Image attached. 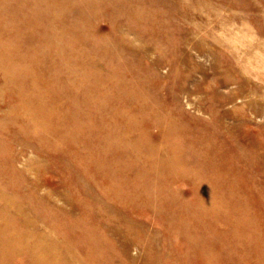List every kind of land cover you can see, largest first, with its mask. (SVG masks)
Returning a JSON list of instances; mask_svg holds the SVG:
<instances>
[{"label":"rangeland","instance_id":"1","mask_svg":"<svg viewBox=\"0 0 264 264\" xmlns=\"http://www.w3.org/2000/svg\"><path fill=\"white\" fill-rule=\"evenodd\" d=\"M80 1L81 0H51V1L50 0H0V57H2L0 59L3 60V62L1 60L0 63L1 64L0 74L3 75V77L0 75V120L3 123L2 125L0 121L1 124L0 164L2 166V167L0 166V176H1L0 189H2V191H4L5 193L14 194L16 198H20V197L22 198L26 192H27L26 193V198H27L28 197L27 194H30V192H32L33 187L36 183L40 184L41 188H39L38 191L40 195L44 196L46 192H50V193L53 192L51 197L53 201L55 202L56 200V203L58 204L56 205V209L52 208L54 209V211L51 209L48 210V213L53 214L56 212V215L54 214L55 216H58L60 214H61L60 216H62V214L63 216L64 214L65 216H67L61 218L60 216H58L55 217V219L56 222H58V224L57 223L56 224L59 225L61 228L68 227V225L69 227L72 226V231H71L72 238L70 240L72 243H75L76 241L78 242L79 239L82 242V240L86 237H88L87 239L92 240V238H94L92 229L94 230V228H97V230L99 232H102V234L107 235V237L103 238L105 242L106 240H111L112 238L111 236L113 235L115 236V233L109 234L110 235L109 236L107 234V228H106L108 223H110L109 219L111 218V215L114 219L118 218L119 219V220L117 219L118 222L120 221L122 223H125V220H128L126 226L130 228L129 230H131L128 231V235L129 234L130 235L125 239H123L124 241L120 240L119 243L117 242L118 245L116 244L115 238H113L114 243L113 246L111 247V248L114 247L113 251H111V248L105 249L103 245L102 247L101 246L97 247L99 248V250L101 249L100 252L96 248V258H98L97 259L98 264H110V262L111 264L113 263L117 264L116 262H118L119 260L121 264L122 263L123 264L124 263L125 264H138V263L139 264H150V263L178 264L179 262H180L179 264H220V263L228 264V262L229 264H264V206H263L264 198L261 199L262 197H264V193H263L264 192V0H138V1L125 0V3L124 0H82L83 2ZM89 1L95 4V6L92 5L91 2ZM113 3L114 6L112 5ZM120 3L127 4L124 5L127 7V10L125 11L126 14H123L126 8L122 6V4L120 5ZM85 4H87L88 6ZM59 7L61 8V10L58 9ZM92 7H94V9H92ZM123 7L125 9H123ZM149 9L152 11V13L149 11ZM114 10L115 11L117 10L119 13H115ZM145 10L147 12L149 11L151 14L149 12L147 14ZM26 12L29 13L26 14ZM154 13H157V15L156 14L154 15ZM152 14L156 17H154ZM127 15H129L130 17L129 16L127 17ZM139 16L141 17L138 18ZM132 18L134 20H132ZM51 20L53 21L51 22ZM74 25H77L79 27L77 26L75 27ZM45 27L46 29H49L53 33H50L49 30L47 31L46 29H44ZM56 28L59 34L57 33ZM77 28L79 30H77ZM38 29H40V32ZM70 30L71 32H69ZM17 31H19V33ZM76 31L79 34L77 33L76 35ZM82 31L83 33H81ZM91 31L94 35H92ZM161 31L162 34H159L161 33ZM43 32L46 34L43 35ZM69 33L72 34L70 35ZM149 33L151 34L149 35ZM164 33H166L167 35ZM55 34L57 36H54ZM61 34L62 36H60ZM39 36L42 40L39 38ZM47 36L49 37L47 38ZM63 36L66 37L64 38ZM116 36H118L117 39ZM52 38L55 39L54 40L55 42L58 41V38L60 42H62L61 40H63V45L60 42H56L57 44H55ZM10 39L12 40L14 39V40L10 41ZM27 41L29 43H27ZM64 41L68 45L66 43L64 44ZM169 41L171 42L169 43ZM73 42L76 43L73 44ZM164 42L166 46L163 44ZM131 43L133 46L131 45ZM27 44L28 46H26V51H25V48L23 46ZM59 45L60 46L62 45V47H60ZM78 45H80L81 47ZM36 46H38L39 48L37 49ZM122 46L125 48H123ZM160 46L161 48H159ZM19 47L22 48L20 49ZM126 47L127 48L129 47L128 50L132 48L133 51L131 50L128 51ZM16 48H18L19 51ZM7 49L8 50L10 49L9 53ZM60 50L61 52H59ZM76 50L79 52H77ZM14 52L17 53V55ZM41 52L43 53L41 54ZM84 52L87 54L89 52L90 54L85 55ZM135 52L137 53L136 54L137 56L135 55ZM9 56L10 57L14 56L12 58L14 60L12 61V59H10ZM43 56H45L46 60L44 59ZM80 56H82V60H80L81 59ZM129 56L131 57L129 58ZM132 57L133 59H131ZM29 59L31 61H29ZM6 60L9 61L8 63L10 65L7 63ZM148 61H150L151 63ZM20 62L21 64L15 66ZM30 62L32 64H30V66L27 67L26 63H28L29 65ZM130 62L131 64H129ZM69 63L71 65H69ZM77 63L80 67L78 65L76 66ZM93 63L96 66H94ZM109 64L111 66H109ZM5 66H7V68H5ZM101 66L103 67V69L101 68ZM55 67L59 68V70L56 69ZM88 67L93 71L92 70L89 71ZM94 67L96 68V70ZM125 67H127V69ZM156 67L159 69V71L158 69H156ZM11 68L13 71L11 70ZM16 69L17 71H15ZM22 69L24 70V72ZM30 69L31 71L34 70V72H31ZM117 69L119 75L116 74ZM218 70L219 71L229 70L231 73L236 75L237 81L231 82L227 86L219 87L218 81L216 80V76H214ZM45 72L47 75L43 74ZM105 72L108 74H106ZM18 73L19 75L21 74L19 76V80L21 81L17 80ZM28 73H30L32 76L29 75ZM79 73L83 74V76L85 77H83L81 74L80 76ZM112 74L113 76L115 75L116 77L114 78ZM158 74H160V77H158L159 76ZM96 75L98 77H96ZM186 75L187 77H185ZM37 76L39 78H37ZM106 76L108 80L105 79ZM111 76L115 80L112 78L109 79ZM71 77L73 79H71ZM94 77L96 81L94 80ZM33 78L36 79L34 80ZM66 78L67 80L69 79L68 82ZM97 78H99V80H97ZM184 78L186 80H184ZM117 79H121V83H120L121 86L116 81ZM133 79L136 82H134ZM31 80L34 81L32 82ZM137 80L139 81L137 82ZM214 80L216 81L214 82ZM13 81H15L14 83H17L16 84L17 86H15ZM50 82L52 84H50ZM112 82L117 83V85ZM33 83L35 86L33 85ZM95 83L96 84L98 83V85L96 86ZM122 83L125 85H123ZM108 84L111 86H109ZM143 86L145 87L142 88ZM109 87H111L112 89L111 88L109 89ZM118 87H121L120 88L121 91H119ZM122 87H124V89ZM215 87L216 89L219 90L216 93H214ZM106 88L109 90H106ZM48 89L49 90L51 89L54 92L53 94H57L56 95L57 97L54 95V101L57 107L56 111L51 107V105L40 104L36 100L40 96L44 95ZM143 89H145V91L148 90L151 94L149 92L144 93ZM62 90H64V93L66 92L65 93L66 95L62 93L63 92ZM113 91L114 93H112ZM120 92L123 93V95ZM138 93H141L142 95ZM112 94L113 97L110 96ZM130 94H132L133 97L135 96L134 98L137 99H135L134 101V98L132 97L133 102L130 101V99H132L129 97ZM124 95L126 96V98H124L125 97ZM139 95L141 98H143L142 96H145L144 99H139L138 98ZM216 95L222 99L225 97L228 98L227 99L228 102L224 106L225 110L233 111L232 109H234V113L232 115L226 116L227 117L226 123L228 125V129H226V131L223 132L221 130L224 129L219 130L213 126L214 124H212L214 121L213 118L215 114L210 110L211 109L210 105L211 102L217 98ZM111 98L113 99V101ZM108 100L111 101L108 102ZM139 100L141 101V103H139L140 102ZM156 101H158L157 102L158 104L156 103ZM95 102H98L97 106ZM153 102H155L157 105H154L155 103ZM119 103L122 104L119 105ZM146 103L147 105H150V107L152 106L151 110L153 109L161 110V111L163 110L162 111L163 113L161 112L160 115L163 116L164 114V117L166 116L165 118L171 116L169 120L171 118L172 120H175V118H177L176 121L181 120V122H183L184 124L185 122H188L186 123V126L191 128L190 129L191 132H186L184 130L183 133L181 131L174 130L173 132L167 133L164 129H162V127H160V125L157 126L158 124L155 123V119L159 117L158 113H156L157 115L156 118L151 110H150L151 113L149 112L148 115L149 109L144 111L145 113L140 112L139 109L143 106V104L146 105ZM10 104L11 106H9ZM104 104L105 106L103 108L102 106ZM159 104L161 107L158 108L155 107V106H159ZM100 105H101L100 109L101 110L103 109V111L101 112L104 114H101L100 112L99 109ZM113 105H115L116 107ZM125 105L127 107L128 106L131 107L130 109H132L133 113L134 112L135 114L138 113L137 115L139 118L142 117L145 118L144 124L140 123L138 127L134 128L131 131L129 130L128 132H126L125 134L126 138H124L123 136L124 128L121 126V123L119 122L121 120L120 119L121 116L118 113L119 108L120 107L125 108L126 107ZM133 106L135 109L133 108ZM99 112L100 114H98ZM105 112L108 113L106 114ZM221 113H223V110L221 109L216 112V114L218 115H221ZM9 114L12 117H10ZM111 114L115 119L111 116ZM239 118H241L242 120ZM147 119L149 120L146 121ZM5 123L7 125H5ZM18 127L19 130L17 129ZM5 129L7 132L5 131ZM204 130L205 132L206 131L207 132L205 133ZM21 131L23 132L21 133ZM78 131H80L81 133ZM15 132L18 133L16 134ZM195 133H197L198 135L197 137ZM233 133L237 136L236 138L235 137L232 138L231 134ZM182 135L184 137L183 140H182ZM188 135L191 137H189ZM210 135L212 137L211 139L212 140L216 139L217 143H221L223 141V143H221V145L223 144L222 145L223 149H226L227 147L228 148L234 147L237 145H238L237 147L241 148V151L239 152L240 155L238 156L240 162L238 166L239 167L238 170L239 172L242 171L243 178L245 179H242V177L238 179L232 178V180H229L227 183H226L227 181L226 179L225 180L221 179L222 181L220 182V184L219 185L217 184L218 186L215 185L214 187L215 190L217 189L216 193L214 191L216 196L220 200L222 199L227 204L228 207L222 213H218V211L212 210V206H211L212 204H209L205 200L206 197L210 196V192L209 194L207 193L208 188L206 186L209 185L208 187L210 191L211 188L210 186L213 184L207 182L208 180L205 181L208 185L203 184L205 182H201V181L199 182L197 180L198 178L195 177V173L193 174L194 172L193 170L190 169L191 171L187 173L186 171L184 173H175V177H174V173H172L173 175L171 174L170 176L174 177L175 179L174 178L171 179L170 176L164 175V179H163V177L158 176L159 173L157 175V173L154 174L151 171H147L148 169H146L143 166L144 163L148 161L149 162L147 165L151 166L159 156L161 157L160 155L161 152L156 148L157 146H155V144L160 142L163 143L164 140L167 139L174 140L177 148L179 149L182 148L183 145L185 144L186 146H188L187 148L186 146H184L185 149L187 150V153L184 147L182 148L183 152L185 151L186 154L183 153L182 151L181 153L180 152L181 149L180 150L172 149V151L170 150L172 152L171 154L176 152L174 153L175 155L178 154V152H180L182 154L184 161L186 162L188 161L195 162L194 160L195 154L199 155L203 153L202 156L205 154V156L208 157L207 142L204 143L200 141L199 143V141L197 140L198 138L203 139L202 138L203 136L209 137ZM187 137L189 138L186 139ZM193 137H196L197 139L195 142L190 141L194 139ZM5 138L7 139L8 142H6ZM259 139L261 141H259ZM87 140L89 141L87 142ZM129 141L131 143L136 141V144L133 146L132 144H130ZM180 141H182V143ZM235 142H237L238 144ZM24 144L25 146H23ZM28 144L30 146H28ZM192 144L195 145L193 146ZM150 145L153 146L150 147ZM250 148H252L251 150L254 151H251ZM154 150H156L155 153L157 152L159 155L157 153L155 154ZM200 150L201 152H199ZM2 151H4L3 153H4V157L6 156L5 157L6 159L3 157V154L1 153ZM46 153L51 157H49ZM188 153L189 155H187ZM137 155L139 156V159L137 158ZM41 156H45V157H41ZM151 156H156V158L155 157L152 158L154 159V161L151 159ZM8 157L10 158V160ZM11 157L13 158V160L11 159ZM52 157H53V161L51 160ZM56 158L58 159L59 162L57 161ZM1 159H5V160H1ZM38 159L40 160V162ZM141 159L142 161L139 162ZM36 160H38V164ZM5 161H7L6 164L8 166L4 164L5 168H3L4 166L2 164L5 163ZM32 162L35 163V165H33ZM57 162L60 165H58ZM26 164L31 165L32 167H28V165ZM12 167L14 169H11ZM28 168L30 169L32 168L33 169L32 172H30ZM62 168L64 169L61 170ZM24 169H26V171L27 170L29 171L25 173L23 172L22 174L18 172ZM34 169L37 171H35ZM71 170H73V172H71ZM3 172H5V174ZM14 172L16 173V176L12 175V173ZM150 172L152 174H149ZM17 173L21 175V177L19 176V179L17 178L16 180L17 182H19L20 180L25 181V179H27L24 184H22L23 182L21 181L20 183L16 184V181H14L15 177H18ZM71 173L73 175H71ZM74 173H76L77 175ZM9 174L11 177L9 176ZM26 174L29 175L27 176ZM30 174H33L32 176L34 178ZM176 174H178V176H176ZM36 175L38 176L37 178ZM179 175H183L184 179ZM185 176L187 177L186 179ZM152 177H156V178H152ZM167 177L170 178V180L168 179L169 181L167 180ZM178 177H181V179ZM7 178L8 179L10 178L9 180L13 178V180L9 181ZM161 178L162 180L160 183ZM194 179L195 182L192 181ZM81 181L84 182L82 183L86 186L85 188L88 187L87 189L85 190L82 189L83 185L81 184ZM152 181L155 184L154 183L152 184ZM242 181L246 183L245 186L243 185L244 183ZM26 183H28V185ZM196 183L198 184V186H196ZM234 183L235 184L237 183L235 187H234ZM30 184L32 186H30ZM157 184L158 186L160 185V187L158 186L156 187ZM224 184L226 185V187ZM260 184H261V188L259 187ZM22 185L25 186L22 187ZM203 185H205V187L207 188L206 192H203L205 191V187ZM110 186L113 188H111ZM137 186H139L138 188L140 190V193L138 191ZM257 186L258 189L253 188ZM93 188H95L94 190L96 192H94ZM153 188L155 189V191L152 190ZM198 188L200 190H198ZM17 189H23L24 194L21 195V193L19 194L17 193L16 196L13 191ZM50 189L52 191H50ZM169 189L170 191L171 190L173 191V192L171 191L172 194L169 193L170 192ZM156 191L158 192V194ZM147 192L150 193L147 194ZM196 192L197 194H195ZM67 193L68 194L71 193V194L68 195ZM163 193L165 195H163ZM204 193H207L208 196L207 194L205 195ZM90 195L91 196L98 195L97 197H101V200L107 203L105 205L108 206L109 211H107V213L108 212L110 213L106 214L105 213L106 210L101 204L96 207V210L95 209L92 210L91 208L87 210L80 208L81 210H79V208H75L74 212L72 213L67 212L72 210L71 205L73 202H74L73 204H76V206H81V203L84 201V198L85 200L91 201L92 197H90ZM67 196L71 200V204L66 202L67 200L65 199V197ZM145 196L146 198L143 199L144 201L143 203L142 198H144ZM151 196H153L155 199ZM199 196H201L200 198H202L203 200L202 199L199 200L200 199ZM235 197L236 199H233V203H232L231 198H235ZM135 198H139V199H135ZM29 200L30 199H27V201ZM139 200L141 201L140 203L143 205L140 206ZM150 200L151 201L153 200V202H155L156 204L151 202ZM160 200L161 201L163 200V202H161ZM197 200H199L200 202ZM236 200H240V205H238L235 202ZM244 201H248V202H244ZM241 202L243 203V208L241 206L242 205ZM110 203H112L111 205L114 207V212H111L112 207L109 205ZM145 203L147 205H145ZM169 203L170 205L172 203V206H170ZM244 203H246L245 213H243L245 211V210L243 211V209H245ZM148 204L151 207L148 206ZM158 205H160L161 208ZM58 206L63 207V209H65V212L61 213L59 212V210L57 211ZM110 207L111 209H109ZM200 207L202 208L200 209ZM250 207L252 208V210L250 209ZM97 210L98 211L102 210V212H104V213L100 212L101 215L99 218L98 215H95L94 213L96 211L97 214L98 213ZM151 210L154 211L155 214L154 213L152 214V212H150ZM253 210L257 211L258 213L254 212ZM180 211L183 212V217H181V219L183 218V220L180 219V216H182L181 215L182 213ZM84 213H86L87 215H85ZM172 213L175 214V216H172L173 215ZM198 213L199 214L201 213L200 216H198L199 215ZM150 214H152V216H150ZM105 215L108 216L106 217ZM208 215H210L209 216L210 218L208 217ZM216 215H218L219 218ZM260 215L263 219L260 218ZM71 216L73 217L71 218ZM87 217L90 218L88 219ZM194 217L196 219H194ZM85 219H87V222ZM95 219L98 221H96ZM73 220L76 221L79 220V221L78 223L71 225V221ZM80 220H84L86 224L83 222L81 223ZM177 220L179 221L177 222ZM196 220L198 221L195 222ZM67 222L70 223L68 224ZM99 222L100 223L103 222V223L100 224ZM185 222L187 224H184ZM131 223L133 226L132 225L130 226H132L133 229L128 226ZM45 224L48 226L44 227L42 225L40 226L41 229L37 228V230L43 231V229L45 228L46 230L54 231L56 234H58L59 240L61 239L59 242L62 243V238L57 232L60 231L61 228L59 226H56L55 224H53L55 225L54 227L52 224L51 225L47 224V222ZM169 224L170 226H168ZM259 225H261L262 227ZM167 226L169 227V229ZM171 226L172 228H170ZM247 226H249L251 230L254 229L253 231L256 232L243 233V230L241 231V228H246ZM82 227L88 228L89 231H87L88 234L83 233L84 235L80 237L81 235L80 236L76 235L74 232L81 231ZM178 228H180V230H178ZM206 228L208 229L206 230ZM212 228L214 231L211 230ZM233 228H235L234 229L235 231L233 230ZM109 229L110 228H108V231L111 230ZM198 229H200V231ZM219 229L221 230L220 232ZM202 230L204 232H202ZM236 230L239 233L241 231L244 236H242V234L238 235L237 234L238 232ZM132 231H133V235H131ZM142 231L144 235L142 234ZM17 232L22 233L23 231L18 229ZM213 232L214 235H212ZM201 233L203 234L202 236L200 235ZM233 234L234 236L236 235L238 236L233 237ZM245 234L249 236L245 237L246 236ZM192 236H194L195 238ZM97 238L99 237L97 236ZM237 238L238 239L240 238L241 241L240 240L238 241ZM137 239L140 241L138 242ZM148 239L151 240L149 241ZM80 241L79 243L76 242L75 244L79 245L81 243ZM231 241L233 242L231 243ZM190 242L191 245H189ZM126 243H128L127 255L134 258L133 261H130L126 257L125 248L122 247L123 244ZM142 243L145 245V247L143 246ZM255 244H257L258 245L257 247L260 248L254 247ZM88 245L89 244L87 245L82 244L81 246L88 247ZM148 245L149 246L151 245L150 249ZM170 247L172 250H170ZM248 247L250 248L252 247V248L249 249ZM213 248L215 250H213ZM245 249H248L249 253ZM2 250L4 251V254L8 255L10 258L8 264H40V263L42 264V262L36 261V257L34 254L30 253L31 249L25 244L20 243L18 240H15L14 242H9V241L6 242L3 245ZM205 250H209V251L206 252ZM245 251H247V253ZM195 252L198 254V256H196L197 254ZM171 253L174 255H171ZM250 253L251 256L254 255V258L253 256L252 257L250 256ZM150 254L152 255L151 258H154L155 260L149 258ZM180 254L182 255L181 257ZM241 254L246 257L242 256ZM238 255L240 256L238 257ZM115 256L116 258L111 261V259ZM102 257H103V261L106 259L104 263H102V260L101 261L99 260ZM159 257H160V261L158 260ZM182 257L184 258L182 259ZM145 258L147 260H145ZM180 260L183 262H181ZM233 260H235L236 262ZM99 261L101 263H99ZM167 261H169V263ZM120 262L118 264H120Z\"/></svg>","mask_w":264,"mask_h":264},{"label":"bare ground","instance_id":"2","mask_svg":"<svg viewBox=\"0 0 264 264\" xmlns=\"http://www.w3.org/2000/svg\"><path fill=\"white\" fill-rule=\"evenodd\" d=\"M51 1V0H50ZM82 1V0H81ZM80 1V2H81ZM128 1V0H127ZM138 1V0H137ZM83 2V1H82ZM89 2H91V1H89ZM114 2V1H113ZM133 2V1H132ZM50 3V2H49ZM78 3V2H77ZM99 3V2H98ZM105 3V2H104ZM115 3V2H114ZM114 3L112 4L113 6H114ZM124 3H125V0H124ZM127 3V2H126ZM91 4L92 5H94L95 6V4H93L92 2H91ZM122 4V6H124V5H127V4H123V3H120V5ZM29 5H30V3H29ZM37 5V4H36ZM62 5V4H61ZM61 5H60V7H61ZM76 5V4H75ZM85 5H87V4H85ZM84 5V6H85ZM98 5H100V4H98ZM111 5V4H110ZM117 5V4H116ZM78 6V5H77ZM88 6V5H87ZM112 6V7H113ZM133 6V5H132ZM45 7V6H44ZM58 8V9H60L61 10V8ZM116 7V6H115ZM119 7V6H118ZM126 9H125V8ZM123 7V9H125L124 10V12H123V14H126L125 13V11L127 10V7L126 6H124ZM130 7H131V4H130ZM76 8V7H75ZM74 8V9H75ZM78 8V7H77ZM89 8V7H88ZM96 8V7H95ZM10 9V8H9ZM28 9V8H27ZM44 9V8H43ZM92 9H94V7H92ZM119 9V8H118ZM117 9V10H118ZM129 9H131V8H129ZM128 9V10H129ZM19 10H20V8H19ZM32 10V9H31ZM116 10V11H117ZM10 11V10H9ZM55 11V10H54ZM53 11V12H54ZM59 11V10H58ZM87 11V10H86ZM90 11H91V9H90ZM99 11H101V10H99ZM115 10H114V12L115 13H119L118 11L116 12ZM149 11L152 13V11L149 9ZM148 11V12H149ZM57 12V11H56ZM145 12H147L146 10H145ZM148 12H147V14H148ZM149 12V13H150ZM20 13H21V11H20ZM29 13V12H28ZM27 12H26V14H28ZM30 13H31V11H30ZM130 13V12H129ZM150 13V14H151ZM35 14V13H34ZM122 14V15H123ZM145 14V13H144ZM157 15V13H154V15ZM159 14H162V13H159ZM30 15V14H29ZM130 15V14H129ZM129 15H127V17L129 16ZM131 15H133V14H131ZM153 15V14H152ZM153 15V16H154ZM27 16V15H26ZM69 16V15H68ZM68 16H66V17H68ZM145 16V15H144ZM147 16V15H146ZM150 16V15H149ZM163 16V15H162ZM130 17V16H129ZM141 16H139L138 18H140ZM151 17V16H150ZM154 17H156V16H154ZM23 18V17H22ZM30 18H31V16H30ZM52 18V17H51ZM133 18H134V16H133ZM132 18V20H134ZM137 18V19H138ZM153 18V17H152ZM11 19V18H10ZM33 19H34V17H33ZM142 19V18H141ZM140 19V20H141ZM54 20V19H53ZM53 20H51V22L53 21ZM85 20V19H84ZM83 20V21H84ZM82 21V22H83ZM11 22V21H10ZM75 22V21H74ZM136 22V21H135ZM137 23H138V21H137ZM139 23H140V21H139ZM152 23V22H151ZM155 23V22H154ZM49 24V23H48ZM74 24V23H73ZM65 25H66V23H65ZM119 25H120V23H119ZM151 25H153V24H151ZM48 26V25H47ZM75 27L77 26V25H74ZM122 26V25H121ZM49 27V26H48ZM56 27V26H55ZM75 27H74V29H75ZM77 27H79V26H77ZM120 27V26H119ZM147 27V26H146ZM145 27V28H146ZM72 28V27H71ZM142 28V27H141ZM44 29H46V27L44 28ZM117 29H119V28H117ZM39 30V32H40V29H38ZM47 31L49 30V29H46ZM55 30V29H54ZM56 30H57V28H56ZM55 30V31H56ZM73 30V29H72ZM77 30H79L78 28H77ZM90 30V29H89ZM50 31V30H49ZM74 31V30H73ZM93 31V30H92ZM92 31H91V33H92ZM94 31H95V29H94ZM18 33H19V31H17ZM16 32V33H17ZM37 32V31H36ZM42 32V31H41ZM69 32H71V30L69 31ZM106 32V31H105ZM146 32V31H145ZM50 33H53L52 31H50ZM56 33V32H55ZM57 33H58V30H57ZM77 31H76V35H77ZM81 33H83V31L81 32ZM86 33V32H85ZM148 33V32H147ZM167 33V32H166ZM166 33H164V34H166ZM44 34H46V33H44L43 32V35ZM59 34V33H58ZM70 34V33H69ZM72 34V33H71ZM70 34V35H71ZM79 34V33H78ZM151 33H149V35H150ZM153 34V33H152ZM159 34H162V31H161V33H159ZM36 35H37V33H36ZM48 35H49V32H48ZM52 35V34H51ZM92 35H94L93 33H92ZM167 35V34H166ZM166 35H165V37H166ZM54 36H57L56 34L54 35ZM60 36H62V34L60 35ZM60 36H58V37H60ZM68 36V35H67ZM37 37H38V35H37ZM49 36H47V38H48ZM53 37V36H52ZM64 37V36H63ZM66 37V36H65ZM64 37V38H65ZM95 37V36H94ZM117 37L118 36H116V39H117ZM39 38H40V36H39ZM55 38V37H54ZM77 38V37H76ZM96 38V37H95ZM101 38V37H100ZM157 38H158V36H157ZM41 39V38H40ZM53 39V38H52ZM61 39H62V37H61ZM102 39H104V38H102ZM106 39V38H105ZM113 39H114V37H113ZM123 39H124V37H123ZM12 39H10V41H11ZM14 40V39H13ZM12 40V41H13ZM29 40V39H28ZM42 40V39H41ZM55 39H53V41H54ZM57 40V39H56ZM97 40H98V38H97ZM120 40V39H119ZM128 40V39H127ZM62 42H60L59 41V38H58V41H56V42H60V43H62V45H63V40H61ZM74 41V40H73ZM104 41V40H103ZM106 41V40H105ZM114 41H115V39H114ZM117 41V40H116ZM130 41V40H129ZM162 41V40H161ZM55 42V41H54ZM55 42V44H57ZM71 42H72V40H71ZM121 42V41H120ZM171 41H169V43H170ZM27 43H29L28 41H27ZM66 42L64 41V44H65ZM76 42H73V44H75ZM26 44V43H25ZM31 44V43H30ZM36 44V43H35ZM52 44V43H51ZM67 44V43H66ZM70 44V43H69ZM72 44V43H71ZM72 44V45H73ZM118 44H119V41H118ZM127 44V43H126ZM164 45H165V42L163 43ZM10 45V44H9ZM13 45V44H12ZM24 45V44H23ZM54 45V44H53ZM62 45L60 46V47H62ZM68 45V44H67ZM81 45V44H80ZM80 45H78V46H80ZM122 45V44H121ZM131 45H132V43H131ZM14 46V45H13ZM17 46V45H16ZM26 46H28V44L27 45H25V46H23L24 48H25V51H26ZM44 46V45H43ZM65 46V45H64ZM84 46V45H83ZM126 46V45H125ZM127 46H129V45H127ZM133 46V45H132ZM166 46V45H165ZM9 47V46H8ZM11 47V46H10ZM72 47V46H71ZM81 47V46H80ZM79 47V48H80ZM87 47V46H86ZM123 47V46H122ZM20 48V47H19ZM22 48V47H21ZM20 48V49H21ZM35 48V47H34ZM36 48L38 49L39 47L38 46H36ZM42 48V47H41ZM56 48H57V45H56ZM75 48V47H74ZM83 48V47H82ZM123 48H125V47H123ZM127 48V47H126ZM129 48V47H128ZM128 48H127V50H128ZM159 48H161V46L159 47ZM16 49H18V48H16ZM61 49V48H60ZM76 49V48H75ZM90 49V48H89ZM158 49V48H157ZM8 50V49H7ZM10 50V49H9ZM9 50H8V53H9ZM24 50V49H23ZM33 50V49H32ZM74 50V49H73ZM77 50H79V49H77ZM76 50V51H77ZM126 50V51H127ZM131 51H133L132 50V48L130 49ZM130 50H128V51H130ZM18 51H19V49H18ZM89 51V50H88ZM93 51V50H92ZM59 52H61V50L59 51ZM77 52H79V51H77ZM5 53V52H4ZM11 53V52H10ZM15 53V52H14ZM13 53V54H14ZM39 53V52H38ZM43 52H41V54H42ZM55 53V52H54ZM85 53V52H84ZM93 53V52H92ZM6 54V53H5ZM16 55H17V53H15ZM14 54V55H15ZM25 54H26V52H25ZM81 54V53H80ZM88 54H90L89 52H88ZM87 53H85V55H88ZM99 54V53H98ZM126 54V53H125ZM137 53L135 52V55H136ZM7 55H9V54H7ZM15 55V56H16ZM34 55V54H33ZM61 55V54H60ZM84 55V54H83ZM82 55V56H83ZM144 55V54H143ZM4 56H6V55H4ZM3 56V57H4ZM12 56V55H11ZM18 56H19V54H18ZM58 56V55H57ZM70 56H71V54H70ZM76 56H77V54H76ZM79 56V55H78ZM82 56H80L81 57V59L80 60H82ZM137 56V55H136ZM8 57V56H7ZM10 57V56H9ZM14 57V56H13ZM13 57H10V59H12ZM21 57V56H20ZM33 57V56H32ZM40 57H41V55H40ZM40 57H38V58H40ZM44 57V59L46 60V58H45V56H43ZM86 57V56H85ZM93 57H95V56H93ZM100 57V56H99ZM131 56H129V58H130ZM142 57V56H141ZM146 57V56H145ZM0 58H2V57H0ZM5 58V57H4ZM84 58V57H83ZM90 58V57H89ZM102 58V57H101ZM128 58V59H129ZM9 59V58H8ZM24 59V58H23ZM31 59V58H30ZM29 59V61H31ZM32 59H34V58H32ZM61 59V58H60ZM71 59V58H70ZM78 59V58H77ZM86 59H88V58H86ZM91 59V58H90ZM103 59V58H102ZM131 59H133V57L131 58ZM141 59H143V58H141ZM1 60L2 59H0V63H1ZM14 59H12V61H13ZM18 60V59H17ZM22 60V59H21ZM53 60V59H52ZM79 60V59H78ZM94 60V59H93ZM137 60H139V59H137ZM144 60H145V58H144ZM7 61V60H6ZM19 61V60H18ZM23 61H25V60H23ZM28 61V62H29ZM39 61V60H38ZM37 61V62H38ZM62 61V60H61ZM96 61V60H95ZM94 61V62H95ZM99 61V60H98ZM97 61V62H98ZM105 61V60H104ZM103 61V62H104ZM2 62H3V60H2ZM9 61H7V63H8ZM40 62H41V59H40ZM52 62V61H51ZM60 62V61H59ZM63 62V61H62ZM61 62V63H62ZM83 62V61H82ZM88 62V61H87ZM102 62V61H101ZM146 62H147V60H146ZM148 62H150V61H148ZM168 62V61H167ZM170 62V61H169ZM6 63V64H7ZM35 63V62H34ZM71 63V62H70ZM69 63V65H71ZM89 63V62H88ZM90 63H91V60H90ZM96 63V62H95ZM105 63V62H104ZM106 63H107V61H106ZM139 63V62H138ZM151 63V62H150ZM149 63V64H150ZM9 64V63H8ZM7 64V65H8ZM19 64H21V62L20 63H18V64H16L15 66H17V65H19ZM23 64V63H22ZM25 64V63H24ZM30 64H32L31 62L29 63V65H28V63H26V65H27V67H29L30 66ZM41 64V63H40ZM44 64H46V63H44ZM65 64V63H64ZM94 64V63H93ZM99 64V63H98ZM97 64V65H98ZM129 64H131V62L129 63ZM146 64V63H145ZM1 65V64H0ZM10 65V64H9ZM8 65V66H9ZM12 65H14V64H12ZM11 65V66H12ZM37 65V64H36ZM52 65V64H51ZM78 65V63L76 64V66ZM92 65V64H91ZM104 65V64H103ZM108 65V64H107ZM107 65H106V67H107ZM117 65V64H116ZM15 66H14V68H15ZM22 66V65H21ZM44 66V65H43ZM46 66V65H45ZM48 66H50V65H48ZM72 66H75V65H72ZM79 66V65H78ZM94 66H96L95 64H94ZM99 66V65H98ZM109 66H111L110 64H109ZM114 66V65H113ZM125 66V65H124ZM146 66V65H145ZM151 66H152V64H151ZM151 66H148V67H151ZM13 67V66H12ZM23 67V66H22ZM34 67V66H33ZM41 67V66H40ZM80 67V66H79ZM82 67V66H81ZM154 67V66H153ZM158 67V66H157ZM156 67V69H158ZM5 68H7V66H5ZM25 68V67H24ZM44 68V67H43ZM56 68V67H55ZM61 68H63V67H61ZM95 68V67H94ZM98 68V67H97ZM101 68L103 69V67L101 66ZM126 69H127V67H125ZM160 68V67H159ZM19 69H20V67H19ZM27 69V68H26ZM35 69V68H34ZM52 69V68H51ZM56 69H58L59 70V68H56ZM66 69V68H65ZM69 69V68H68ZM75 69V68H74ZM84 69V68H83ZM86 69V68H85ZM88 69H89V67H88ZM104 69H105V67H104ZM107 69V68H106ZM116 69V68H115ZM125 69V70H126ZM226 69V68H225ZM4 70V69H3ZM11 70H12V68H11ZM23 70V69H22ZM36 70V69H35ZM90 70H92V69H89V71ZM95 70H96V68H95ZM111 70H113V69H111ZM153 70V69H152ZM7 71V70H6ZM8 71H10V70H8ZM13 71V70H12ZM15 71H17V69L15 70ZM19 71V70H18ZM30 71H31V69H30ZM29 71V72H30ZM44 71V70H43ZM88 71V72H89ZM93 71V70H92ZM106 71V70H105ZM158 71H159V69H158ZM20 72V71H19ZM23 72H24V70H23ZM31 72H34V70H32ZM37 72V71H36ZM51 72H52V70H51ZM50 72V73H51ZM94 72H96V71H94ZM109 72V71H108ZM120 72V71H119ZM0 73H1V71H0ZM61 73V72H60ZM90 73V72H89ZM92 73V72H91ZM99 73H100V71H99ZM106 73V72H105ZM123 73V72H122ZM122 73H120V74H122ZM130 73V72H129ZM160 73V72H159ZM11 74V73H10ZM14 74V73H13ZM29 75H31L30 73H28ZM35 74H37V73H35ZM44 75L46 74V72L45 73H43ZM73 74V73H72ZM81 73H79V75H80ZM106 74H108V73H106ZM116 74L117 75H119V73H118V69H117V71H116ZM127 74V73H126ZM188 74H189V72H188ZM191 74V73H190ZM1 75V74H0ZM21 75V74H20ZM19 73L17 74V80H19ZM47 75V74H46ZM54 75V74H53ZM82 76H83V74H81ZM80 75V76H81ZM90 75V74H89ZM98 75V74H97ZM96 75V77H98ZM102 75V74H101ZM104 75V74H103ZM124 75V74H123ZM159 76L158 77H160V74H158ZM2 77H3V75H1ZM32 76V75H31ZM40 76H41V74H40ZM49 76H51V75H49ZM55 76V75H54ZM62 76V75H61ZM65 76H66V74H65ZM65 76H64V78H65ZM100 76V75H99ZM112 76H113V74H112ZM110 77L109 79H114L116 76L114 75L113 77ZM182 76V75H181ZM184 76V75H183ZM214 76H216V80L218 81V85H219V87H221V86H227L229 83H231V82H234V81H237V79H236V75L235 74H233V73H231L229 70H218L217 72H216V74L214 75ZM1 77V78H2ZM11 77H13V76H11ZM79 77V76H78ZM83 77H85V76H83ZM105 77V76H104ZM185 77H187V75L185 76ZM191 77V76H190ZM190 77H189V79H190ZM213 77V76H212ZM7 78V77H6ZM10 78V77H9ZM25 78V77H24ZM31 78V77H30ZM37 78H39L38 76H37ZM62 78V77H61ZM68 78V77H67ZM67 78H66V80H67ZM100 78V77H99ZM99 78H97V80H99ZM103 78V77H102ZM124 78V77H123ZM134 78V77H133ZM21 79V78H20ZM34 79V78H33ZM36 79V78H35ZM34 79V80H35ZM58 79V78H57ZM71 79H73L72 77H71ZM91 79V78H90ZM101 79V78H100ZM105 79H107L108 80V78H107V76H106V78ZM104 79V80H105ZM132 79V78H131ZM130 79V80H131ZM180 79H181V77H180ZM215 79V78H214ZM9 80V79H8ZM13 80V79H12ZM29 80V79H28ZM34 80H31L32 82L34 81ZM61 80V79H60ZM69 80V79H68ZM68 80H67V82H68ZM79 80V79H78ZM94 80H95V77H94ZM115 80V79H114ZM134 80V79H133ZM140 80V79H139ZM139 80H137V82L139 81ZM184 80H186L185 78H184ZM209 80V79H208ZM211 80V79H210ZM216 80H214V82L216 81ZM7 81V80H6ZM19 81H21V80H19ZM47 81V80H46ZM58 81V80H57ZM72 81V80H71ZM96 81V80H95ZM112 81V80H111ZM110 81V82H111ZM118 83H119V85L121 86V79H117L116 80ZM15 81H13V83H14ZM31 82V83H32ZM52 82V81H51ZM50 82V84H52ZM60 82H62V81H60ZM66 82V83H67ZM87 82H88V80H87ZM107 82H109V81H107ZM134 82H136L135 80H134ZM210 82V81H209ZM213 82V83H214ZM63 83H65V82H63ZM99 83H100V81H99ZM104 83V82H103ZM112 83H115V82H112ZM6 84H8V83H6ZM15 84V86H17L16 84L17 83H14ZM13 84V85H14ZM20 84V83H19ZM57 84V83H56ZM68 84V83H67ZM96 84V83H95ZM105 84V83H104ZM107 84V83H106ZM111 84V83H110ZM116 85H117V83H115ZM123 84V83H122ZM139 84V83H138ZM33 85H34V83H33ZM42 85H44V84H42ZM60 85V84H59ZM65 85V84H64ZM88 85H90V84H88ZM98 85V83L96 84V86ZM109 85V84H108ZM123 85H125V84H123ZM150 85V84H149ZM2 86V85H1ZM14 86V87H15ZM35 86V85H34ZM84 86H85V84H84ZM101 86V85H100ZM109 86H111V85H109ZM115 86V85H114ZM79 87V86H78ZM89 87V86H88ZM140 87H141V85H140ZM145 86H143L142 88H144ZM55 88H57V87H55ZM61 88V87H60ZM59 88V89H60ZM77 88V87H76ZM100 88H102V87H100ZM99 88V89H100ZM111 87H109V89H110ZM119 88V91H121V87H118ZM123 89H124V87H122ZM128 88V87H127ZM183 88V87H182ZM19 89V88H18ZM62 89V88H61ZM60 89V90H61ZM89 89V88H88ZM109 89H107L106 88V90H109ZM112 89V88H111ZM122 89V90H123ZM133 89V88H132ZM138 89V88H137ZM146 89H148V88H146ZM212 89V88H211ZM6 90V89H5ZM9 90V89H8ZM92 90V89H91ZM115 90V89H114ZM135 90V89H134ZM63 91V92H62ZM61 92L62 93H64V90H62ZM98 91V90H97ZM96 91V92H97ZM103 91H104V88H103ZM116 91V90H115ZM118 91V90H117ZM143 91H144V93L145 92H149L148 90L147 91H145V89H143ZM151 91V90H150ZM212 91V90H211ZM219 90L218 89H216V87L214 88V93H216V92H218ZM74 92V91H73ZM92 92V91H91ZM95 92V93H96ZM101 92V91H100ZM135 92V91H134ZM133 92V93H134ZM139 92V91H138ZM34 93H36V92H34ZM54 92L50 89H48L46 92H45V94L44 95H42V96H40L39 98H37L36 100L40 103V104H49V105H51V107L56 111L57 110V107H56V103H55V101H54V95L56 96L57 94H53ZM66 93V92H65ZM64 93V94H65ZM85 93V92H84ZM103 93V92H102ZM112 93H114V91L112 92ZM116 93V92H115ZM118 93V92H117ZM121 93V92H120ZM127 93V92H126ZM150 93V92H149ZM8 94V93H7ZM6 94V95H7ZM71 94V93H70ZM98 94V93H97ZM96 94V95H97ZM122 95H123V93H121ZM136 94H137V92H136ZM135 94V95H136ZM138 94H140V95H142L141 93H138ZM151 94V93H150ZM50 95H52V96H50ZM66 95V94H65ZM74 95H75V93H74ZM106 95V94H105ZM140 95H139V99H144V97L145 96H142L143 98H141L140 97ZM78 96V95H77ZM111 97H113V94L112 95H110ZM115 96V95H114ZM121 96V95H120ZM125 96V95H124ZM137 96V95H136ZM215 96V95H214ZM217 96V95H216ZM57 97V96H56ZM129 97L130 98H132L133 97V95L132 94H130L129 95ZM135 97V96H134ZM133 97V98H134ZM147 97H148V95H147ZM99 98V97H98ZM124 98H126V96L124 97ZM133 98L132 99H130V101H132L133 100ZM149 98H150V96H149ZM1 99H2V97H1ZM6 99V98H5ZM13 99V98H12ZM112 99V98H111ZM135 99H137V98H134V101H135ZM148 99V98H147ZM214 99V98H213ZM212 99V100H213ZM227 99L228 98H220V97H218L217 96V98L216 99H214L212 102H211V105H210V110L215 114V116H214V118H213V123L212 124H214L213 126L215 127V128H217V129H224V130H221L222 132L223 131H226V129H228V125H227V123H226V119H227V115L229 116V115H232L233 113H234V109H232L233 111H228V110H225V108H224V106H225V104L228 102L227 101ZM7 100H8V98H7ZM120 100V99H119ZM155 100V99H154ZM153 100V101H154ZM100 101V100H99ZM98 101V102H99ZM105 101V100H104ZM109 101H111V100H108V102ZM112 101H113V99H112ZM114 101H116V100H114ZM140 101V100H139ZM149 101V100H148ZM98 102H95V104H96V106L98 105L97 103ZM107 102V103H108ZM119 102V101H118ZM118 102H116V103H118ZM128 102H129V100H128ZM133 102V101H132ZM142 102H145V101H142ZM147 102V101H146ZM158 101H156V103H157ZM160 102V101H159ZM102 103V102H101ZM115 103V104H116ZM125 103H127V102H125ZM131 103V102H130ZM136 103H137V101H136ZM139 103H141V101L139 102ZM151 103V102H150ZM153 103H155V102H153ZM154 104V105H157V104ZM103 104V103H102ZM122 104V103H121ZM120 103H119V105H121ZM149 104V103H148ZM118 105V104H117ZM129 105V104H128ZM131 105H133V104H131ZM135 105V104H134ZM139 105V104H138ZM153 105V106H154ZM9 106H11V104L9 105ZM95 106V105H94ZM104 106H105V104L102 106L103 108H104ZM113 106H115V105H113ZM124 106V105H123ZM126 106V105H125ZM140 106V105H139ZM206 106V105H205ZM13 107V106H12ZM68 107V106H67ZM116 107V106H115ZM115 107H113V108H115ZM127 107V106H126ZM123 108V107H120L119 108V111H118V113H119V115L121 116V120L119 121L120 123H121V126L124 128V131H123V136H124V138H126V136H125V134H126V132H128L129 130L131 131V130H133L134 128H136V127H138L139 126V124L140 123H143L144 124V120H145V118H139L138 117V113L137 114H135V112L133 113L132 112V109H130L131 107H127V108ZM152 107V106H151ZM150 107V105H147V103H146V105L145 104H143V106L139 109L140 110V112H144V111H146L147 109H149V111H148V115H149V112H150V110L152 109ZM155 107H161L160 106V104H159V106H155ZM3 108V107H2ZM1 108V109H2ZM24 108V107H23ZM101 108V105H100V107H99V109ZM112 108V109H113ZM133 108H134V106H133ZM108 109H110V108H108ZM111 109V110H112ZM135 109V108H134ZM134 109H133V111H134ZM137 109H138V107H137ZM136 109V110H137ZM205 109V108H204ZM223 110V113H221V115H218V114H216V112L218 111V110ZM68 110V109H67ZM98 110V109H97ZM115 110V109H114ZM166 110V109H165ZM236 110V109H235ZM21 111V110H20ZM101 111H103V109L101 110L100 109V112ZM152 111V113L155 115V117L157 116L156 115V113H158V115H159V117L157 118V119H155V123H157L158 125L157 126H159L160 125V127H162V129H164L167 133H169V132H173L174 130H178V131H181V132H183L184 130L186 131V132H191L190 131V127H188V126H186V123H188V122H185V124L183 123V122H181V120H179V121H176L177 120V118H175V116H174V118H175V120H172V118L169 120V118L171 117H167V118H165L164 117V114H163V116L162 115H160L161 114V112L163 111H161V110H155V109H153V110H151ZM170 111V110H169ZM93 112V111H92ZM100 112L98 113V114H100ZM109 112V111H108ZM107 112V113H108ZM139 112V111H138ZM222 112V111H221ZM8 113H9V111H8ZM19 113V112H18ZM106 113V112H105ZM106 113V114H107ZM145 113V112H144ZM151 113V112H150ZM163 113V112H162ZM25 114V113H24ZM101 114H104V113H102L101 112ZM168 114H169V112H168ZM171 114V113H170ZM212 114V113H211ZM10 115V114H9ZM20 115V114H19ZM110 115V114H109ZM123 115H124V117H123ZM140 115V114H139ZM141 115H142V113H141ZM166 115V114H165ZM213 115V114H212ZM40 116V115H39ZM111 116L113 117V115L111 114ZM237 116H239V115H237ZM3 117V116H2ZM10 117H12L11 115H10ZM21 117H23V116H21ZM109 117V116H108ZM213 117V116H212ZM211 117V118H212ZM226 117V118H225ZM76 118H77V116H76ZM114 118V117H113ZM115 119V118H114ZM117 119V118H116ZM239 119H241V118H239ZM8 120V119H7ZM15 120V119H14ZM35 120V119H34ZM109 120V119H108ZM111 120H112V118H111ZM149 119H147L146 121H148ZM242 120V119H241ZM240 120V121H241ZM1 121V120H0ZM114 121V120H113ZM71 122V121H70ZM111 122V121H110ZM243 122V121H242ZM68 123V122H67ZM1 124L3 125V123H2V121H1ZM1 124H0V126H1ZM8 124H10V123H8ZM69 124V123H68ZM92 124H93V122H92ZM5 125H7L6 123H5ZM77 125H79V124H77ZM103 125V124H102ZM142 125V124H141ZM185 125V126H184ZM118 126H120V125H118ZM149 126H151V125H149ZM7 127H9V126H7ZM108 127V126H107ZM122 127H120V128H122ZM1 128V127H0ZM4 128H5V126H4ZM4 128H3V130H4ZM96 128V127H95ZM18 130H19V127L17 128ZM16 129V130H17ZM94 129V128H93ZM150 129V128H149ZM29 130V129H28ZM96 130V129H95ZM200 130V129H199ZM231 130V129H230ZM5 131H6V129H5ZM8 131H9V129H8ZM15 131V130H14ZM45 131V130H44ZM7 132V131H6ZM5 132V133H6ZM18 132H20V131H18ZM17 132V133H18ZM23 131H21V133H22ZM78 132H80V131H78ZM119 132V131H118ZM122 132V131H121ZM204 132H205V130H204ZM207 132V131H206ZM205 132V133H206ZM233 132V131H232ZM13 133V132H12ZM11 133V134H12ZM16 133V132H15ZM16 133V134H17ZM81 133V132H80ZM184 133V132H183ZM190 134V133H189ZM196 134V137L198 136L197 135V133H195ZM202 134V133H201ZM227 134V133H226ZM234 134V133H233ZM233 134H231L232 135V138L233 137H237L235 134V136L233 135ZM22 135V134H21ZM81 135V134H80ZM121 135H122V133H121ZM206 135V134H205ZM228 135V134H227ZM1 136V135H0ZM19 136V135H18ZM79 136V135H78ZM82 136H83V134H82ZM133 136V135H132ZM185 136H187V135H185ZM189 136V135H188ZM193 136V135H192ZM200 136V135H199ZM202 136V135H201ZM189 137H191V136H189ZM189 137H187L186 139H188ZM196 137H193L194 139L193 140H190V141H192V142H195L197 139H196ZM21 138H22V136H21ZM85 138V137H84ZM181 138V137H180ZM183 135H182V140H183ZM203 139H200V138H198V140L197 141H199V143H200V141H202V142H207V145H208V149H207V151H208V157L207 156H205V154L202 156V154H199V155H196L195 154V158H194V160H195V162H192V161H188V162H186V161H184V159H183V157H182V152H183V147L184 146H186V144L185 145H183V147L182 148H177V146H176V143L174 142V140H169V139H167V140H164V142L163 143H157V144H155V146H157L156 148L161 152V157L159 158H157L155 161H154V159H152L153 157H155L156 158V156H151V159L154 161L153 162V164L151 165V166H148L147 164H148V162H145L144 163V167L146 168V169H148L147 171H151L152 173H154V174H156L157 173V175H158V173H159V177H163V179H164V175H166V176H170L172 173H174V177H175V173H184L185 171H186V173L187 172H190L191 170H193L194 172H193V174L195 173V177H197L198 179V181L200 182H205L206 180H208L207 182H210V183H212L213 185H211L210 187V191H209V185L205 182V183H203V184H207L208 186H206L207 188H208V194H209V192H210V196H208V194L207 193H204L205 195L207 194V196L208 197H204L205 198V200H206V202H208L209 204H212L211 206H212V210H214V211H218V213H222L223 211H225L226 210V208H228L227 207V204L221 199H219L217 196H216V190L214 189V187H215V185H219L220 184V182L222 181L221 179H226L227 181H226V183L229 181V180H232V178H234V179H238V178H240V177H242V179H245V178H243V174H242V171H240L239 172V170H238V166H239V164H240V162H239V158H238V156L240 155L239 154V152L241 151V148H239V147H237V146H234V147H230V148H226V149H223L222 147V145H221V143H223V141L221 142V143H217L216 142V139H214V140H212L211 138V135L208 137H206V136H203L202 137ZM229 138V137H228ZM6 139V138H5ZM13 139V138H12ZM86 139V138H85ZM179 139V138H178ZM185 139V140H186ZM15 140V139H14ZM20 140V139H19ZM22 140V139H21ZM90 140V139H89ZM89 140H87V142L89 141ZM132 140V139H131ZM218 140V139H217ZM222 140V139H221ZM242 140V139H241ZM5 141V140H4ZM23 141V140H22ZM28 141V140H27ZM92 141V140H91ZM236 141H239V140H236ZM259 141H261L260 139H259ZM6 142H8L7 141V139H6ZM32 142V141H31ZM47 142V141H46ZM93 142V141H92ZM99 142V141H98ZM130 142V141H129ZM181 143H182V141H180ZM184 142V141H183ZM21 143V142H20ZM25 143V142H24ZM29 143V142H28ZM101 143V142H100ZM187 143V142H186ZM198 143V142H197ZM235 143H237V142H235ZM35 144V143H34ZM104 144V143H103ZM130 144H132L133 146L136 144V141H134V142H130ZM238 144V143H237ZM1 145H2V143H1ZM4 145V144H3ZM9 145H11V144H9ZM14 145V144H13ZM22 145V144H21ZM26 145H27V143H26ZM96 145H97V143H96ZM100 145H102V144H100ZM193 145V144H192ZM195 145V144H194ZM193 145V146H194ZM207 145H206V147H207ZM260 145V144H259ZM262 145H263V143H262ZM7 146H8V144H7ZM23 146H25V144L23 145ZM28 146H30L29 144H28ZM27 146V147H28ZM58 146V145H57ZM106 146V145H105ZM149 146V145H148ZM153 145H150V147H152ZM178 146H179V144H178ZM200 146V145H199ZM249 146V145H248ZM13 147V146H12ZM130 147V146H129ZM167 147H168V149H167ZM188 146H186V148H187ZM196 147V146H195ZM194 147V148H195ZM262 147V146H261ZM44 148V147H43ZM193 148V149H194ZM199 148V147H198ZM258 148H259V146H258ZM38 149V148H37ZM136 149V148H135ZM172 149H179L180 150V152H178V154H174V153H176V152H174L173 154H171L172 152ZM184 149H185V147H184ZM200 149V148H199ZM252 148H250V150H251ZM255 149V148H254ZM257 149V148H256ZM261 149H263V148H261ZM47 150V149H46ZM144 150V149H143ZM147 150V149H146ZM171 150V151H170ZM190 150V149H189ZM196 150H197V148H196ZM205 150H206V148H205ZM247 150V149H246ZM248 150H249V147H248ZM5 151V150H4ZM4 151H2L1 153L3 154V157H4ZM49 151V150H48ZM155 151L156 150H154V153H155ZM185 151H186V153H187V150L185 149ZM185 151L183 152V153H185ZM192 151H194V150H192ZM251 151H254V150H251ZM263 151V150H262ZM15 152V151H14ZM23 152V151H22ZM53 152V151H52ZM136 152V151H135ZM144 152V151H143ZM189 152H191V151H189ZM199 152H201V150L199 151ZM259 152H261V151H259ZM258 152V153H259ZM11 153V152H10ZM16 153V152H15ZM20 153V152H19ZM39 153V152H38ZM63 153V152H62ZM65 153V152H64ZM157 153V152H156ZM155 153V154H156ZM185 153V154H186ZM192 153H194V152H192ZM254 153V152H253ZM17 154V153H16ZM15 154V155H16ZM47 154V153H46ZM135 154H137V153H135ZM134 154V155H135ZM158 154V153H157ZM260 154V153H259ZM262 154V153H261ZM1 155V154H0ZM11 155V154H10ZM14 155V154H13ZM13 155H12V157H13ZM48 155V154H47ZM58 155V154H57ZM143 155H144V153H143ZM146 155V154H145ZM159 155V154H158ZM187 155H189V153L187 154ZM49 156V155H48ZM258 156H260V155H258ZM257 156V157H258ZM6 157V156H5ZM4 157V158H5ZM11 157V159L13 160V158ZM40 157V156H39ZM41 157H45V156H41ZM49 157H51V156H49ZM146 157V156H145ZM149 157V156H148ZM205 157H207V158H205ZM9 158V157H8ZM29 158V157H28ZM31 158V157H30ZM55 158V157H54ZM59 158V157H58ZM137 158L139 159V156L137 155ZM260 158V157H259ZM6 159V158H5ZM5 159H1V160H5ZM17 159V158H16ZM57 159V158H56ZM55 159V160H56ZM243 159V158H242ZM9 160H10V158H9ZM21 160V159H20ZM19 160V161H20ZM26 160H28V159H26ZM30 160V159H29ZM39 160V159H38ZM38 160H36V162H37V164H38ZM52 161H53V157H52V159H51ZM245 160V159H244ZM16 161H18V160H16ZM34 161V160H33ZM43 161H44V159H43ZM42 161V162H43ZM57 161H58V159H57ZM64 161H65V159H64ZM142 161V159L139 161V162H141ZM6 162L7 161H5V163H3L2 165L4 166V164H6ZM12 162V161H11ZM39 162H40V160H39ZM47 162V161H46ZM45 162V163H46ZM59 162V161H58ZM57 162V163H58ZM144 162V161H143ZM14 163H15V161H14ZM20 163V162H19ZM30 163V162H29ZM33 163V162H32ZM49 163V162H48ZM116 163V162H115ZM31 164V163H30ZM50 164H52V163H50ZM141 164H143V163H141ZM7 165V164H6ZM16 165V164H15ZM26 165H28V164H26ZM33 165H35V163H33ZM58 165H60L59 163H58ZM0 166H1V164H0ZM8 166V165H7ZM25 166V165H24ZM23 166V167H24ZM38 166V165H37ZM62 166V165H61ZM115 166V165H114ZM244 166V165H243ZM2 167V166H1ZM10 167V166H9ZM14 167V166H13ZM11 168V169H14V168ZM16 167H18V166H16ZM28 167H32L31 165H28ZM63 167V166H62ZM116 167V166H115ZM237 167V168H236ZM3 168H5V166L3 167ZM25 168V167H24ZM27 168V167H26ZM38 168V167H37ZM70 168H71V166H70ZM73 168V167H72ZM6 169H8V168H6ZM6 169H5V172H6ZM10 169V168H9ZM10 169V170H11ZM23 169V168H22ZM29 170H30V172H32V168L30 169V168H28ZM64 168H62L61 170H63ZM191 169V170H190ZM198 169V170H197ZM1 170H2V168H1ZM9 170V171H10ZM15 170H16V168H15ZM29 170H27V171H29ZM35 170V169H34ZM26 171V169H24V170H20V171H18L19 173H25V172H27ZM35 171H37V170H35ZM5 172H3L4 174H5ZM16 172V171H15ZM12 173V175L14 176H16V173ZM39 172V171H38ZM37 172V173H38ZM71 172H73V170H71ZM149 173V174H152V173ZM29 173V172H28ZM34 173V172H33ZM128 173H130V172H128ZM1 174H2V172H1ZM3 174V175H4ZM18 174V173H17ZM74 174H76V173H74ZM169 174V175H168ZM6 175H8V174H6ZM27 175V174H26ZM29 175V174H28ZM27 175V176H28ZM31 176L33 175V174H30ZM71 175H73L72 173H71ZM77 175V174H76ZM82 175V174H81ZM81 175H80V177H81ZM130 175V174H129ZM156 175V176H157ZM173 175V174H172ZM192 175V174H191ZM9 176H10V174H9ZM19 176L21 177V175H19L18 174V177H15V180L14 181H16L17 180V178L19 179ZM23 176V175H22ZM154 176V175H153ZM176 176H178V174H176ZM179 176H181V177H183V175H179ZM1 177V176H0ZM11 177V176H10ZM30 177V176H29ZM28 177V178H29ZM33 177V176H32ZM38 176L36 175V178H37ZM73 177V176H72ZM71 177V178H72ZM77 177V176H76ZM150 177V176H149ZM171 177V179L172 178H174V177H172V176H170ZM181 177H178V178H180L181 179ZM191 177V176H190ZM23 178V177H22ZM27 178V177H26ZM31 178V177H30ZM34 178V177H33ZM151 178V177H150ZM152 178H156V177H152ZM187 177L185 176V179H186ZM8 179V178H7ZM10 179V178H9ZM8 179V180H9ZM170 180V178H168L167 177V180ZM175 179V178H174ZM183 179H184V177H183ZM189 179V178H188ZM11 180H13V178L11 179ZM11 180H9V181H11ZM27 179H25V181H26ZM31 180V179H30ZM72 180H74V179H72ZM80 180V179H79ZM136 180V179H135ZM145 180V179H144ZM152 180V179H151ZM161 180H162V178L160 179V183H161ZM168 180V181H169ZM196 180V181H197ZM241 180V179H240ZM8 181V182H9ZM21 181V180H20ZM20 181L19 182H17L16 181V184L17 183H20ZM25 181L24 180H22L21 182H23L22 184H24L25 183ZM37 181H39V180H37ZM78 181V180H77ZM153 181H154V179H153ZM152 181V184L154 183ZM159 181V180H158ZM166 181V180H165ZM186 181H188V180H186ZM193 182H195V179L194 180H192ZM83 181H81V184L83 185L82 186V189L83 190H85V189H87V188H85L86 186L82 183ZM157 182V181H156ZM190 182V181H189ZM192 182V183H193ZM233 182H234V180H233ZM238 182V181H237ZM243 182V181H242ZM248 182V181H247ZM10 183V182H9ZM12 183V182H11ZM33 183V182H32ZM72 183V182H71ZM76 183V182H75ZM149 183H150V181H149ZM240 183V182H239ZM244 183V182H243ZM242 183V184H243ZM1 184V183H0ZM27 185H28V183H26ZM90 184V183H89ZM136 184V183H135ZM155 184V183H154ZM169 184V183H168ZM167 184V185H168ZM195 184V183H194ZM202 184V183H201ZM237 184V183H236ZM235 183H234V187H235V185H236ZM241 184V185H242ZM13 185V184H12ZM19 185V184H18ZM70 185V184H69ZM109 185V184H108ZM123 185V184H122ZM126 185V184H125ZM134 185V184H133ZM205 185H203L204 187H205ZM217 185V186H218ZM225 185V184H224ZM231 185V184H230ZM244 186L246 185V183H244L243 184ZM242 185V186H243ZM16 186V185H15ZM14 186V187H15ZM25 186V185H24ZM23 185H22V187H24ZM30 186H32L31 184H30ZM119 186V185H118ZM124 186V185H123ZM142 186V185H141ZM146 186V185H145ZM158 186V184L156 185V187ZM196 186H198V184L196 183ZM239 186V185H238ZM241 186V187H242ZM248 186V185H247ZM7 187V186H6ZM21 187V188H22ZM45 187V186H44ZM68 187V186H67ZM66 187V188H67ZM77 187V186H76ZM90 187V186H89ZM111 187V186H110ZM120 187V186H119ZM139 186H137V188H138ZM149 187V186H148ZM158 187H160V185L158 186ZM171 187V186H170ZM205 187V191H203V192H206V188ZM225 187H226V185H225ZM259 187L261 188V184L259 185ZM5 188V187H4ZM17 188V187H16ZM29 188V187H28ZM39 188H41L40 187V184H35L34 185V187H33V190H32V192H30V194H27L28 195V197L26 198V193H25V195L21 198H16L15 196H14V194H9V193H5L4 191H2V189H0V264H8V262H9V260H10V258H9V256L8 255H6V254H4V251L2 250V248H3V245L6 243V242H14L15 240H18L20 243H23V244H25L26 246H28L30 249H31V251H30V253H32V254H34L35 255V257H36V261H39V262H42V264H43V262H44V264H47V263H49V264H98V261H97V259L98 258H96V248L97 247H99V246H101L102 247V245L104 246V248L105 249H107V248H111L112 246H113V243H114V240H113V238H115V240H116V244H117V242L119 243V241L120 240H123V239H125L126 237H128L129 235H128V231H131V230H129L130 228H128L127 226H126V224H127V221L128 220H125V223H122V222H118L117 221V219L115 220L113 217H112V213L110 214L111 215V218L109 219V221H110V223H108V225H107V234L109 235V234H112V233H115V236L113 235V236H111L112 238H111V240H106V242L104 241V237H107V235L105 234H102V232H99L98 230H97V228H94V230L92 229V233H93V235H94V238H92V240L91 239H87L88 237H86V238H84L83 240H82V242L80 241V239L78 240V242L76 241V239H75V241L77 242V243H79V241L81 242L79 245L78 244H75V243H72L70 240H71V231H72V226H70L69 227V225H68V227H60L59 225H57L58 224V222H56V219H55V217H58V216H60V215H58V216H55L56 215V212L55 213H53V214H49L48 213V210H51L52 208H54V209H56V205L58 204V203H56V200H55V202L53 201V199H52V197H51V195H52V193H50V192H46V194L43 196V195H40L39 194ZM78 188V187H77ZM107 188V187H106ZM111 188H113V187H111ZM115 188V187H114ZM130 188V187H129ZM141 188V187H140ZM152 188V187H151ZM155 188V187H154ZM152 189V190H154L155 191V189ZM201 188V187H200ZM246 188V187H245ZM253 188H257L258 189V186L257 187H253ZM12 189V188H11ZM25 189V188H24ZM44 189V188H43ZM65 189V188H64ZM71 189H73V188H71ZM81 189V188H80ZM79 189V190H80ZM91 189V188H90ZM95 188H93V190H94ZM103 189H104V187H103ZM117 189H118V187H117ZM172 189V188H171ZM228 189V188H227ZM238 189V188H237ZM26 190V189H25ZM30 190V191H31ZM45 190H46V188H45ZM55 190V189H54ZM107 190V189H106ZM129 190V189H128ZM149 190V189H148ZM151 190V191H152ZM167 190V189H166ZM198 190H200L199 188H198ZM202 190H203V188H202ZM239 190V189H238ZM50 191H52L51 189H50ZM62 191H65V190H62ZM82 191V190H81ZM114 191V190H113ZM138 191H139V193H140V190H139V188H138ZM150 191V190H149ZM169 191H170V189H169ZM168 191V192H169ZM172 191V190H171ZM171 191L169 192V193H171ZM214 191H215V193H214ZM228 191V190H227ZM226 191V192H227ZM237 191V190H236ZM240 191H241V189H240ZM261 191V190H260ZM263 191V190H262ZM10 192V191H9ZM14 193H15V195L18 193H21V195H23L24 194V190L23 189H17V190H15V191H13ZM44 192V191H43ZM73 192V191H72ZM94 192H96L95 190H94ZM119 192V191H118ZM157 192V191H156ZM156 192H155V194H156ZM173 192V191H172ZM229 192V191H228ZM227 192V193H228ZM230 192H231V190H230ZM65 193V192H64ZM69 193V192H68ZM67 193V194H68ZM113 193V192H112ZM142 193H145V192H142ZM148 193H150V192H147V194ZM160 193V192H159ZM258 193V192H257ZM264 193V192H263ZM71 194V193H70ZM70 194H68V195H70ZM82 194V193H81ZM85 194V193H84ZM96 194H98V193H96ZM154 194V193H153ZM157 194H158V192H157ZM162 194V193H161ZM172 194V193H171ZM195 194H197V192L195 193ZM199 194V193H198ZM242 194H244V193H242ZM260 194V193H259ZM262 194V193H261ZM76 195V194H75ZM146 195V194H145ZM163 195H165L164 193H163ZM200 195V194H199ZM235 195V194H234ZM238 195V194H237ZM17 196V195H16ZM65 196V195H64ZM82 196V195H81ZM98 196V195H97ZM96 195H93V196H91L90 195V197H92V200L91 201H88V200H85V198H84V201L81 203V206H76V204H73L72 203V205H71V208H72V210L71 211H67L68 213H72V212H74V210H75V208H79V210H81L80 208H82V209H84V210H87V209H95L96 210V207L98 206V205H102L104 208H105V210H106V214H108V213H110V212H108L107 213V211H109L108 210V206H105L107 203L105 202V201H102L101 200V197H97ZM100 196V195H99ZM114 196V195H113ZM135 196V195H134ZM149 196V195H148ZM168 196V195H167ZM198 196V195H197ZM227 196H229V195H227ZM226 196V197H227ZM259 196V195H258ZM74 197H77V196H74ZM151 197H153V196H151ZM166 197V196H165ZM201 196H199V198H200ZM225 197V198H226ZM71 198V197H70ZM83 198V197H82ZM88 198V197H87ZM103 198V197H102ZM146 198V196L144 197V198H142V201H143V199H145ZM154 198V197H153ZM167 198V197H166ZM166 198H165V200H166ZM198 198V199H199ZM242 198H243V196H242ZM264 197H262L261 199H263ZM27 199H30L29 201H27ZM57 199H60V198H57ZM65 199L67 200L66 202H68V203H70L71 204V200L68 198V196L67 197H65ZM76 199V198H75ZM135 199H139V198H135ZM148 199V198H147ZM155 199V198H154ZM163 199H164V197H163ZM202 198H200L199 200H201ZM228 199V198H227ZM232 199V203H233V199H236V197L235 198H231ZM199 200H197V201H199ZM203 200V199H202ZM242 200V199H241ZM244 200H245V198H244ZM264 200V199H263ZM262 200V201H263ZM137 201V200H136ZM151 201V200H150ZM156 201V200H155ZM159 201V200H158ZM161 201V200H160ZM167 201H168V199H167ZM231 201V200H230ZM251 201V200H250ZM113 202V201H112ZM141 201L139 200V203H140ZM151 202H153V200L151 201ZM161 202H163V200L161 201ZM200 202V201H199ZM204 202V201H203ZM205 202V203H206ZM211 202V203H210ZM238 205H240V200H236L235 201ZM244 202H248V201H244ZM256 202H257V200H256ZM260 202V201H259ZM28 203V204H27ZM56 203V204H55ZM63 203V202H62ZM80 203V202H79ZM79 203H77V204H79ZM99 203V204H98ZM138 203V204H139ZM143 203H144V201H143ZM147 203V202H146ZM145 203V205H147ZM153 203H155V202H153ZM264 203V202H263ZM112 203H110L109 205L112 207V211L111 212H114V207L111 205ZM156 204V203H155ZM158 204H160V203H158ZM174 204V203H173ZM235 204V203H234ZM241 206H242V208H243V203L241 202ZM246 203H244V206H245V209H243V211H240V212H243V213H245L246 212V205H245ZM248 204V203H247ZM141 205H143V204H141L140 203V206ZM160 205H162V204H160ZM160 205H158L159 207H160ZM164 205V204H163ZM169 205H170V203H169ZM232 205V204H231ZM255 205V204H254ZM148 206H150L149 204H148ZM170 206H172V203H171V205ZM202 206V205H201ZM233 206V205H232ZM252 206V205H251ZM264 206V205H263ZM100 207V206H99ZM111 207L109 208V209H111ZM116 207V206H115ZM119 207V206H118ZM151 207V206H150ZM206 207H207V205H206ZM234 207V206H233ZM58 209H57V211L59 210V212H61V213H63V212H65V209H63V207H57ZM102 208V207H101ZM103 208V209H104ZM161 208V207H160ZM170 208V207H169ZM202 207H200V209H201ZM205 208V207H204ZM203 208V209H204ZM237 208V207H236ZM241 208V207H240ZM54 209H52L53 211H54ZM122 209V208H121ZM150 209V208H149ZM250 209L252 210V208L250 207ZM104 210V211H105ZM157 210V209H156ZM89 211V210H88ZM88 211H86V212H88ZM91 211V210H90ZM98 211V210H97ZM203 211V210H202ZM254 211V210H253ZM104 213V212H102V210L101 211H98V213L96 214V211L94 212L95 213V215H98V218L100 217V215H101V213ZM150 212H152V214L154 213V211H150ZM173 212V211H172ZM181 212V211H180ZM254 212H256V213H258L257 211H254ZM51 213V212H50ZM81 213H83V212H81ZM90 213V212H89ZM125 213V212H124ZM182 214V216H180V219H181V217H183V212H181ZM253 213V212H252ZM55 214V215H54ZM80 214V213H79ZM78 214V215H79ZM85 215H87L86 213H84ZM92 214V213H91ZM129 214V213H128ZM152 214H150V216H152ZM155 214V213H154ZM173 214V213H172ZM199 214V213H198ZM201 214V213H200ZM200 214L198 215V216H200ZM208 214V213H207ZM206 214V215H207ZM260 214V213H259ZM68 215V214H67ZM186 215V214H185ZM219 215V214H218ZM218 215H216L217 217H218ZM70 216V215H69ZM68 216V217H69ZM77 216V215H76ZM89 216V215H88ZM106 216V215H105ZM108 216V215H107ZM106 216V217H107ZM115 216V215H114ZM128 216V215H127ZM155 216V215H154ZM164 216V215H163ZM172 216H175V214H173ZM210 215H208V217H209ZM221 216H223V215H221ZM245 216H247V215H245ZM61 217H67V216H65V214H64V216H63V214H62V216H60V218ZM73 216H71V218H72ZM81 217H82V214H81ZM84 217V216H83ZM91 217V216H90ZM89 217V218H90ZM103 217V216H102ZM131 217V216H130ZM207 217V216H206ZM229 217V216H228ZM80 218V217H79ZM78 218V219H79ZM88 218V217H87ZM88 218V219H89ZM93 218V217H92ZM91 218V219H92ZM94 218H95V216H94ZM93 218V219H94ZM185 218V217H184ZM188 218H189V216H188ZM210 218V217H209ZM208 218V219H209ZM213 218V217H212ZM216 218V217H215ZM219 218V217H218ZM224 218V217H223ZM238 218V217H237ZM260 218L261 219H263L262 217H261V215H260ZM82 219V218H81ZM92 219V220H93ZM134 219H135V217H134ZM133 219V220H134ZM140 219V218H139ZM142 219V218H141ZM164 219V218H163ZM162 219V220H163ZM177 219H178V217H177ZM194 219H196L195 217H194ZM198 219V218H197ZM200 219V218H199ZM258 219V218H257ZM61 220V219H60ZM67 220V219H66ZM86 220V222H87V219H85ZM91 220V221H92ZM96 220V219H95ZM103 220V219H102ZM101 220V221H102ZM119 220V219H118ZM181 220H183V218L181 219ZM186 220H189V219H186ZM218 220V219H217ZM225 220H226V218H225ZM227 220H229V219H227ZM250 220V219H249ZM45 221V222H44ZM64 221V220H63ZM78 221L79 220H73V221H71V225H73V224H76V223H78ZM88 221H90V220H88ZM96 221H98V220H96ZM179 220H177V222H178ZM198 220H196L195 222H197ZM207 221V220H206ZM212 221V220H211ZM233 221H234V219H233ZM47 222V224H55L56 226H59L60 228H61V230L60 231H57L58 233H59V235L61 236V238H62V243L61 242H59L60 240H59V237H58V234H56L54 231H49V230H46L45 228V231H44V229H43V231H39V230H37V228H40V226H44V227H46V226H48V225H46L45 223ZM80 222L82 223H85L86 224V222H84V220H80ZM104 222V221H103ZM103 222H101V223H103ZM149 222V221H148ZM229 222H231V221H229ZM255 222V221H254ZM259 222V221H258ZM57 223V224H56ZM68 223V222H67ZM70 223V222H69ZM68 223V224H69ZM93 223V222H92ZM100 223V222H99ZM100 223V224H101ZM105 223V222H104ZM107 223V222H106ZM160 223V222H159ZM183 223V222H182ZM199 223V222H198ZM203 223V222H202ZM60 224V223H59ZM91 224V223H90ZM184 224H187L186 222L184 223ZM195 224H197V223H195ZM232 224V223H231ZM254 224V223H253ZM55 225H53V227L55 226ZM83 225V224H82ZM97 225H99V224H97ZM103 225V224H102ZM130 225H132V223L131 224H129L128 226L129 227H131L132 228V226H130ZM233 225V224H232ZM249 225V224H248ZM87 226V225H86ZM92 226V225H91ZM161 226V225H160ZM168 226H170V224L168 225ZM167 226V227H168ZM176 226H177V224H176ZM234 226V225H233ZM242 226V225H241ZM257 226V225H256ZM259 226H261V225H259ZM258 226V227H259ZM50 227V226H49ZM79 227H81V226H79ZM93 227V226H92ZM135 227V226H134ZM140 227V226H139ZM139 227H137V228H139ZM174 227V226H173ZM247 227H249V226H247ZM241 228V231L243 230V233H248V232H252V233H254V232H256V231H253V230H251V228L249 227V228ZM253 227V226H252ZM262 227V226H261ZM73 228H74V226H73ZM108 228H110L109 230L110 231H108ZM128 228V229H127ZM136 228V227H135ZM141 228V227H140ZM164 228V227H163ZM170 228H172V226L170 227ZM177 228V227H176ZM210 228V227H209ZM18 229H20V230H22L23 232L22 233H18L17 231H18ZM41 229V228H40ZM51 229V228H50ZM53 229V228H52ZM133 229V228H132ZM147 229V228H146ZM168 229H169V227H168ZM181 229H182V227H181ZM208 228H206V230H207ZM235 228H233V230H234ZM239 229H240V226H239ZM55 230V229H54ZM104 230H106V229H104ZM103 230V231H104ZM135 230V229H134ZM140 230V229H139ZM138 230V231H139ZM166 230V229H165ZM177 230V229H176ZM178 230H180V228H178ZM199 231H200V229H198ZM211 230H213V228L211 229ZM230 230V229H229ZM238 230V229H237ZM236 230V231H237ZM262 230V229H261ZM87 231H89V229L88 228H86V227H82L81 228V231H76V232H74L76 235H81L80 237H82V235H84L83 233H86V234H88L87 233ZM136 231V230H135ZM204 231H205V229H204ZM203 230H202V232H204ZM214 231V230H213ZM221 230L219 229V232H220ZM223 231V230H222ZM235 231V230H234ZM239 231V230H238ZM237 231V232H238ZM240 231V233L238 232L237 234L239 235H241L242 234V232ZM73 232H72V234H73ZM122 232H123V234H122ZM170 232V231H169ZM197 232V231H196ZM207 232V231H206ZM225 232H226V230H225ZM228 232V231H227ZM260 232V231H259ZM258 232V233H259ZM106 233V232H105ZM136 233V232H135ZM146 233V232H145ZM150 233V232H149ZM175 233H177V232H175ZM210 233V232H209ZM229 233V232H228ZM228 233H226V234H228ZM235 233V232H234ZM257 233V234H258ZM137 234H138V232H137ZM142 234H143V231H142ZM211 234V233H210ZM217 234H219V233H217ZM216 234V235H217ZM224 234V233H223ZM236 234V233H235ZM256 234V233H255ZM131 235H133V231H132V233H131ZM144 235V234H143ZM201 236L203 235L202 233L200 234ZM212 235H214V232H213V234ZM221 235V234H220ZM238 235H236V236H238ZM246 235V234H245ZM253 235V234H252ZM97 236L99 237V238H97ZM110 236V235H109ZM219 236V235H218ZM225 236V235H224ZM232 236V235H231ZM236 236H234V234H233V237H236ZM242 236H244L243 234H242ZM241 236V237H242ZM247 236H249V235H246L245 237H247ZM192 237H194V236H192ZM230 237V236H229ZM240 237V236H239ZM70 238V239H69ZM137 238H138V236H137ZM147 238V237H146ZM146 238H143V239H146ZM185 238H188V237H185ZM195 238V237H194ZM202 238V237H201ZM224 238H226V237H224ZM243 238V237H242ZM135 239H136V237H135ZM135 239H134V241H135ZM231 239V238H230ZM233 239V238H232ZM235 239V238H234ZM238 239V238H237ZM248 239V238H247ZM250 239V238H249ZM254 239V238H253ZM263 239V238H262ZM138 240V239H137ZM149 240V239H148ZM147 240V241H148ZM151 240V239H150ZM149 240V241H150ZM240 240V238L238 239V241ZM260 240V239H259ZM73 241V240H72ZM124 241V240H123ZM125 241H127V240H125ZM140 240H138V242H139ZM164 241V240H163ZM190 241V240H189ZM209 241H211V240H209ZM236 241V240H235ZM241 241V240H240ZM245 241V240H244ZM101 242V243H100ZM132 242V241H131ZM144 242H145V240H144ZM143 242V243H144ZM161 242V241H160ZM167 242V241H166ZM233 241H231V243H232ZM121 243V242H120ZM142 243V244H143ZM162 243V242H161ZM210 243H212V242H210ZM210 243H208V244H210ZM242 243H244V242H242ZM10 244V243H9ZM16 244V243H15ZM82 244H89L88 245V247H83V246H81ZM133 244H134V242H133ZM145 244V243H144ZM143 244V246L145 247V245ZM150 244V243H149ZM197 244V243H196ZM118 245V244H117ZM127 245H128V243H126V244H123V248H125V252H126V257L130 260V261H133V259L134 258H132V257H130V256H128L127 255ZM138 245V244H137ZM139 245H140V243H139ZM151 245H152V243H151ZM150 245V246H151ZM158 245V244H157ZM189 245H191V242L189 243ZM239 245V244H238ZM21 246V245H20ZM115 246V245H114ZM142 246V245H141ZM141 246H139V247H141ZM149 246V245H148ZM149 246V249L151 248ZM159 246V245H158ZM161 246V245H160ZM163 246V245H162ZM167 246V245H166ZM199 246H201V245H199ZM236 246V245H235ZM258 245L257 244H255V246L254 247H257ZM5 247V246H4ZM83 247V248H82ZM246 247V246H245ZM11 248H13V247H11ZM165 248V247H164ZM167 248V247H166ZM185 248V247H184ZM249 249H251L250 247H248ZM257 248H260V247H257ZM113 249H114V247L113 248H111V251H113ZM121 249V248H120ZM205 249H207V248H205ZM238 249V248H237ZM7 250V249H6ZM29 250V249H28ZM97 250H99V248H97ZM101 250V249H100ZM100 250H99V252H100ZM148 250V249H147ZM167 250V249H166ZM170 250H172L171 249V247H170ZM213 250H215L214 248H213ZM241 250V249H240ZM245 250H247L248 251V249H245ZM152 251V250H151ZM151 251H149V252H151ZM175 251H177V250H175ZM197 251V250H196ZM206 252L207 251H209V250H205ZM247 251H245L246 253H247ZM254 251V250H253ZM116 252H118V251H116ZM116 252H114V253H116ZM120 252V251H119ZM188 252V251H187ZM243 252H244V250H243ZM7 253V252H6ZM108 253V252H107ZM147 253H148V251H147ZM173 253V252H172ZM171 253V255H174V254H172ZM196 253V252H195ZM210 253V252H209ZM248 253H249V251H248ZM252 253V252H251ZM251 253H250V256H251ZM263 253V252H262ZM31 254V255H32ZM110 254V253H109ZM121 254V253H120ZM176 254V253H175ZM186 254V253H185ZM197 254V253H196ZM239 254V253H238ZM243 254V253H242ZM241 254V255H242ZM147 255V254H146ZM164 255V254H163ZM246 255V254H245ZM83 256V257H82ZM98 256V255H97ZM101 256V255H100ZM99 256V257H100ZM109 256V255H108ZM119 256V255H118ZM151 254H150V257L149 258H151ZM178 256V255H177ZM182 255L180 254V257H181ZM196 256H198V254L196 255ZM240 255H238V257H239ZM242 256H244V255H242ZM253 256V258H254V255H252ZM251 256V257H252ZM200 257V256H199ZM244 257H246V256H244ZM244 257H243V259H244ZM247 257H248V255H247ZM112 258V257H111ZM116 258V256L115 257H113L112 259H111V261L113 260V259H115ZM122 258V257H121ZM142 258V257H141ZM148 258V257H147ZM184 257H182V259H183ZM205 258V257H204ZM203 258V259H204ZM233 258V257H232ZM31 259V258H30ZM151 259H154V258H151ZM202 259V260H203ZM228 259V258H227ZM234 259V258H233ZM239 259V258H238ZM35 260V259H34ZM100 261L102 260V263H104L105 262V260L103 261V257L101 258V259H99ZM122 260V259H121ZM145 260H147L146 258H145ZM155 260V259H154ZM159 261H160V257H159V259H158ZM202 260H201V262H202ZM263 260V259H262ZM99 261V263H101ZM124 261V260H123ZM128 261V260H127ZM149 261V260H148ZM173 261V260H172ZM181 261V260H180ZM205 261V260H204ZM233 261H235V260H233ZM38 262V263H39ZM47 262V263H46ZM114 262V261H113ZM120 262V260L118 261V262H116L117 264ZM126 262V261H125ZM129 262V261H128ZM168 263H169V261H167ZM181 262H183V261H181ZM186 262V261H185ZM236 262V261H235ZM180 263V262H179ZM178 263V264H179ZM220 263V262H219ZM41 264V263H40ZM110 264H111V262H110ZM114 264V263H113ZM120 264H121V262H120ZM123 264V263H122ZM125 264V263H124ZM139 264V263H138ZM151 264V263H150ZM177 264V263H176ZM220 264H222V263H220ZM228 264H229V262H228Z\"/></svg>","mask_w":264,"mask_h":264}]
</instances>
